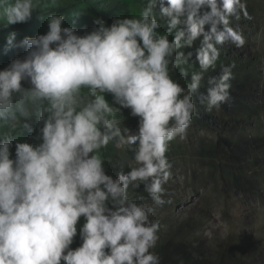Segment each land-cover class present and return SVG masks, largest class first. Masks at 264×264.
Returning a JSON list of instances; mask_svg holds the SVG:
<instances>
[{
	"label": "clouds",
	"instance_id": "clouds-1",
	"mask_svg": "<svg viewBox=\"0 0 264 264\" xmlns=\"http://www.w3.org/2000/svg\"><path fill=\"white\" fill-rule=\"evenodd\" d=\"M35 7L33 0H0V27L28 22ZM241 14L248 17L242 0H147L139 18L110 25L96 18L83 35L54 14L46 34L17 42V32L9 33L4 51L26 53L0 69V121L19 117L29 128L35 117L43 126L38 145L0 138V264H159L150 249L160 225L149 219L152 207L129 199L128 188L143 185L156 205L166 202L168 145L186 135L194 94L209 112L228 98L234 64L209 78L206 93L199 89L217 65V45L245 44L231 24ZM197 39L200 71L190 73L184 66L193 52L184 49ZM177 69L181 79L190 77L185 86L171 75ZM122 109L138 118L135 134L118 126ZM113 138L135 162L115 176L100 151Z\"/></svg>",
	"mask_w": 264,
	"mask_h": 264
},
{
	"label": "rangeland",
	"instance_id": "rangeland-1",
	"mask_svg": "<svg viewBox=\"0 0 264 264\" xmlns=\"http://www.w3.org/2000/svg\"><path fill=\"white\" fill-rule=\"evenodd\" d=\"M33 2L36 7L28 22L0 27V69L26 53V49L17 48L4 51L12 31L17 32V42L25 36L46 34L48 17L54 14L64 16L62 27L74 26L77 34L83 35L96 26V18L108 25L116 17L139 18L147 0ZM242 3L246 4L248 17L241 14L239 20L231 18V24L241 31L245 44L217 45V65L204 73L199 89V93H206L209 78H218L223 66L234 64L229 96L209 112L200 103L199 94H194L196 111L186 135L168 145L166 156L171 168L163 185L166 202L156 205L143 185L136 188L130 184L128 188L129 199L152 207L149 219L160 225L156 244L150 249L159 257V264H264V0ZM154 12L161 22L158 31L163 33L166 24L159 17L158 6ZM199 44L197 39L192 48L184 49L186 53L193 52L184 66L190 73L200 71L195 63ZM171 75L182 86L190 82V77L181 79L179 69ZM24 87L29 85L25 83ZM86 95V88L82 89L81 96ZM104 95L110 104L119 107L110 94ZM117 119L119 127L136 133L138 118L132 117L128 109H122ZM23 123L19 117L17 121H0V138L41 143L39 129L43 121L33 117L27 121L29 128H24ZM100 151L105 170L112 176L135 166L133 151L117 147L116 138ZM79 243L77 238L72 247Z\"/></svg>",
	"mask_w": 264,
	"mask_h": 264
},
{
	"label": "built area",
	"instance_id": "built-area-1",
	"mask_svg": "<svg viewBox=\"0 0 264 264\" xmlns=\"http://www.w3.org/2000/svg\"><path fill=\"white\" fill-rule=\"evenodd\" d=\"M87 92H88V90L86 89V94H87ZM105 94H107V93H105Z\"/></svg>",
	"mask_w": 264,
	"mask_h": 264
}]
</instances>
